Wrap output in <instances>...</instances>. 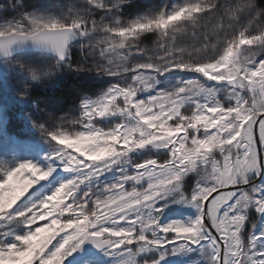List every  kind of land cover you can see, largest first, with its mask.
<instances>
[{
    "label": "snow or ice",
    "instance_id": "1",
    "mask_svg": "<svg viewBox=\"0 0 264 264\" xmlns=\"http://www.w3.org/2000/svg\"><path fill=\"white\" fill-rule=\"evenodd\" d=\"M140 9L0 2V264H264V0Z\"/></svg>",
    "mask_w": 264,
    "mask_h": 264
},
{
    "label": "trees",
    "instance_id": "2",
    "mask_svg": "<svg viewBox=\"0 0 264 264\" xmlns=\"http://www.w3.org/2000/svg\"><path fill=\"white\" fill-rule=\"evenodd\" d=\"M31 1H35V0H26L27 3L31 2ZM146 1H144V0H138L137 2H138L139 5L143 6V3L146 2ZM0 2H3V0H0ZM154 3H156V2H154ZM146 40L152 43V41L154 40V37L149 36V38L146 39ZM71 91L72 90L71 89H68L67 87H58L57 89L54 90V92L56 94H60V95H66V94H68ZM47 93H49L50 95L53 94L52 92H47ZM45 94H46L45 93V90H43L41 88L40 89H37V91L35 93V95H37V96H43ZM21 130L23 131V128L20 125L18 118H16V117H10V119L8 121V125H7L6 131L7 132L17 133V132H20Z\"/></svg>",
    "mask_w": 264,
    "mask_h": 264
},
{
    "label": "rangeland",
    "instance_id": "3",
    "mask_svg": "<svg viewBox=\"0 0 264 264\" xmlns=\"http://www.w3.org/2000/svg\"><path fill=\"white\" fill-rule=\"evenodd\" d=\"M138 1V0H137ZM146 1V0H144ZM67 2V0H35V1H31L29 2L28 4H33V5H49V6H53V5H57V4H62V3H65ZM158 3L159 0H147L146 2L143 3V6H141V9L140 10H145L146 7L152 3ZM133 12V14L135 13V9L134 10H131ZM144 43L148 46H151V42L145 40ZM0 71H4L2 68H0ZM42 89V88H41ZM44 90V89H43ZM48 95H50L49 93H46ZM23 131L21 130L20 132H17V133H13V132H7L6 131V135H12V136H17L18 138L20 139H23V135H22Z\"/></svg>",
    "mask_w": 264,
    "mask_h": 264
}]
</instances>
